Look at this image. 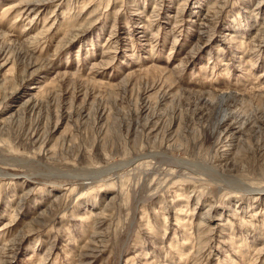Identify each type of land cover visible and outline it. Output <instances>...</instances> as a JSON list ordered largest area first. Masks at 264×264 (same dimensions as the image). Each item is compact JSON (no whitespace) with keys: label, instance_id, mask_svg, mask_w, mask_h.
Segmentation results:
<instances>
[{"label":"rangeland","instance_id":"1","mask_svg":"<svg viewBox=\"0 0 264 264\" xmlns=\"http://www.w3.org/2000/svg\"><path fill=\"white\" fill-rule=\"evenodd\" d=\"M250 189L264 0H0V264H264Z\"/></svg>","mask_w":264,"mask_h":264},{"label":"bare ground","instance_id":"2","mask_svg":"<svg viewBox=\"0 0 264 264\" xmlns=\"http://www.w3.org/2000/svg\"><path fill=\"white\" fill-rule=\"evenodd\" d=\"M207 23H208V22H207ZM203 26H204V28H205L207 25H203ZM203 26H202V27H203ZM206 30H208V29H204L203 31H205V32H203V33H207ZM3 36L5 37V35H3ZM3 36H2V37H3ZM226 95H227V94H226ZM225 121H226V120H225ZM222 123H223V122H222ZM222 125H223V124H222ZM219 126H220V125H219ZM142 175H143V174H142ZM247 190H248V189H247ZM248 192H249L248 195H255L256 193H259V194L262 195V194L264 193V191L257 190V189H255V190H251V189H250ZM253 193H254V194H253Z\"/></svg>","mask_w":264,"mask_h":264}]
</instances>
